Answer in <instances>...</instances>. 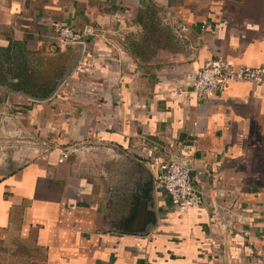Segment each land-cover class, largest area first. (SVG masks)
Returning <instances> with one entry per match:
<instances>
[{"label":"crops","instance_id":"1","mask_svg":"<svg viewBox=\"0 0 264 264\" xmlns=\"http://www.w3.org/2000/svg\"><path fill=\"white\" fill-rule=\"evenodd\" d=\"M217 56L262 82L196 100ZM173 153L248 223L174 207ZM137 194L143 228L117 227ZM0 264H264V0H0Z\"/></svg>","mask_w":264,"mask_h":264},{"label":"built area","instance_id":"2","mask_svg":"<svg viewBox=\"0 0 264 264\" xmlns=\"http://www.w3.org/2000/svg\"><path fill=\"white\" fill-rule=\"evenodd\" d=\"M182 28V27H181ZM54 29L58 42L62 44L76 43L79 34L66 23H55ZM262 69L238 65L234 67L225 58L217 56L200 66L195 72L191 82V92L196 100H203L221 93L232 81H249L255 84L262 82ZM181 149L188 144L181 143ZM70 149V148H69ZM65 149L61 156L68 157L73 149ZM185 151L180 154L184 156ZM186 154V153H185ZM179 155V153H178ZM178 155L170 154L167 160L156 162L157 173L155 185L170 199L174 207L179 210L191 208H210L211 220L218 228L233 229L236 225L243 226L248 223L249 216L233 204L225 205L215 197H211L208 190H201L191 180L190 174ZM213 191L214 188H211Z\"/></svg>","mask_w":264,"mask_h":264},{"label":"trees","instance_id":"3","mask_svg":"<svg viewBox=\"0 0 264 264\" xmlns=\"http://www.w3.org/2000/svg\"><path fill=\"white\" fill-rule=\"evenodd\" d=\"M150 190H151V188L149 187V185H147V187L145 189H142V195H144L146 199H149V191ZM136 197L135 196L133 197V200H132L131 205H130V207H132V212L129 215L127 214L128 216H126V217L122 216L119 219L118 223H121L120 224V226H122L121 228H124V227L128 228V226H130V225L127 226L126 223L131 222L132 220H135V219L137 220V222L134 223V225H133L134 229L139 228L138 230H141L143 228L144 224L146 223V220H143V221L141 220V214H142L141 208L145 204L146 200H144L142 203V202H140V196L138 194L136 195ZM144 209L146 210V206L144 207ZM148 215H150V214H148ZM149 219H150V217H149Z\"/></svg>","mask_w":264,"mask_h":264},{"label":"rangeland","instance_id":"4","mask_svg":"<svg viewBox=\"0 0 264 264\" xmlns=\"http://www.w3.org/2000/svg\"><path fill=\"white\" fill-rule=\"evenodd\" d=\"M148 30H145V32L144 31H141V33L139 34V35H142V36H145V37H147V36H149V33L150 32H147ZM152 32H154V31H152ZM175 32V31H174ZM176 33L178 34V32L176 31ZM71 149H73V151L75 152V153H77L78 155H80V156H84V154H85V152L86 151H84L85 149H82V146H80V145H73V147H71ZM87 150H90V151H92V149H87ZM82 152H84L83 154H82ZM158 162V161H157ZM123 169V165H119L118 166V168H117V172H116V174H114V178H113V180H115V177H116V175L118 176V180H121V176H124V172L123 171H121ZM121 196H125V194L124 193H121ZM130 199H131V202H132V200H133V198L132 197H130ZM111 206V205H110ZM132 212V207H130L129 209H128V215L130 214ZM127 215V216H128ZM137 222V220L135 219V220H132L131 222H127L126 224H127V226L128 225H131V226H133L134 225V223H136ZM120 224L121 223H118L117 224V227H122V226H120Z\"/></svg>","mask_w":264,"mask_h":264}]
</instances>
